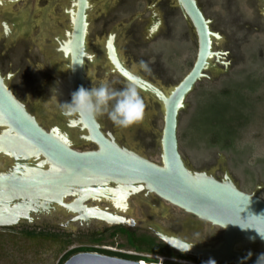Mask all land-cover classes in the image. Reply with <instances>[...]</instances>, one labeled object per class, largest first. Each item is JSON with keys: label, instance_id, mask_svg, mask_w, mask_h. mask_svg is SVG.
<instances>
[{"label": "water", "instance_id": "obj_1", "mask_svg": "<svg viewBox=\"0 0 264 264\" xmlns=\"http://www.w3.org/2000/svg\"><path fill=\"white\" fill-rule=\"evenodd\" d=\"M87 1L75 0L72 30L64 49L70 61L72 96L80 87L88 89L83 76ZM177 2L194 28L197 53L190 71L168 91L130 72L112 50L109 52L114 70L162 110L163 127L156 141L160 148L159 164L126 148L114 137L105 134L95 117L82 118L79 112L78 120L87 132L86 139L96 148L89 151L74 150L69 143L77 139L69 137V142L64 132L59 131L60 136L44 130L0 74V126L5 128L0 136V153L10 156L14 162L7 174L0 173L1 228L18 225L21 219L27 218L21 213L27 214L39 201L44 205L55 203L69 209L62 202L66 196L79 195L81 200L110 198L120 207H126L125 200L109 195L108 184L113 183L127 190L143 188L184 213L221 230L216 244L203 247L167 234L157 226L145 225L176 253L221 264H264V200L255 193L241 191L226 172L220 179L204 171L190 169L178 151L179 112L184 109L185 99L195 84L210 68V60L218 57V53L213 52L211 47L212 38H217V35L210 30L196 1ZM23 3L10 5L8 12ZM56 76L65 80L67 70L59 71ZM57 84L61 85L59 81ZM62 88L60 93L66 96L69 91L67 84L63 83ZM60 93L55 97L63 106ZM48 125L49 128L53 127ZM36 166L39 168H34ZM19 199H27V202L22 205ZM81 200L78 204H81ZM74 207L77 209V205ZM45 216L50 221L48 215ZM97 219L112 225L129 224L125 218L108 213L98 215ZM251 245H256L259 253L246 250ZM64 264L140 262L80 252L69 257Z\"/></svg>", "mask_w": 264, "mask_h": 264}, {"label": "rangeland", "instance_id": "obj_2", "mask_svg": "<svg viewBox=\"0 0 264 264\" xmlns=\"http://www.w3.org/2000/svg\"><path fill=\"white\" fill-rule=\"evenodd\" d=\"M60 1L52 10L54 12V14L51 13L53 18L57 17L58 19L64 9L70 8L72 5V0ZM97 1L91 0L92 6ZM200 1L203 3L211 1V5L205 6L204 12L210 21L212 32L217 35V39H212V51L218 53L219 56L210 60V68L205 70V76L195 84L194 89L185 99L184 109L179 112L178 151L190 169L201 170L220 179L226 172L241 191L255 193L264 200V31L249 30L248 26L246 29L242 24L243 21L250 24L257 22L264 29V0ZM49 2L50 0H37L36 5L42 12L34 15L35 21L41 17L44 7H47ZM157 3L161 4L162 2L152 0L154 9H156ZM228 6L229 8H227ZM24 10L23 3L9 13L14 17L17 15L25 16L26 14L22 13ZM142 10V6H138L139 14L148 15ZM104 11L108 13L109 7H104ZM93 13L96 15L99 11L93 7L91 15ZM232 17H239L237 19L241 28L232 23ZM46 22L50 23L48 17ZM55 24L57 28H52V35L65 37L66 28L69 29V21L66 18H61V20H56ZM91 25L89 29L92 28L93 25ZM45 32H47L46 27L40 28L33 25V27L23 30V34L18 35L20 40H26L25 46L21 45V48L29 46L27 47L29 54L36 57V59H31L29 66L25 62V68L30 70L39 68L53 74L55 72L56 75L59 71L65 70L66 67L64 61L57 57L58 53H56L55 48H58V43L52 41V38H46ZM0 42L3 44V50L0 51V54L7 51L11 55L10 58L16 61L19 50V48H14L16 44H13L14 46L12 44L7 45V42L2 41V39ZM90 42L92 45L95 40L90 39ZM152 48L158 53L163 50L160 60L173 72V76L171 81L167 82L156 77L147 76L146 79L168 91L191 67L196 56L197 46L192 42L176 45V43L157 38ZM123 59L129 68L144 76L135 62L129 63L126 58L123 57ZM93 67L92 72L87 66L84 70L85 77L87 81L92 83V87H98L99 82H104L110 89L115 90V84L120 82L119 76L115 73L106 75L96 64ZM10 73L14 75V72L10 71ZM155 105L153 102L150 106L151 109L147 111L146 119L149 122L151 135L144 138L147 144L137 145L138 141L131 137V126V128H121L115 125L111 134L117 142L126 148L134 150L148 160L159 164L160 148L156 141H158V136L163 127V116L160 108ZM38 107L39 104H36L34 108L37 115H39ZM97 116L100 120H103L104 117L107 118L106 115L97 114ZM107 120L111 121L108 118ZM46 124L49 127L48 121ZM218 140H229L231 145L224 146L218 143ZM84 149H88V147H84ZM2 166L3 163L0 162V167ZM130 205L131 217H134L135 206ZM135 215L137 217H134L135 219H139V222L142 221V223L140 222L141 225H154L165 232L171 225L158 213L155 215L152 213L149 217L145 216V219L141 218L139 214ZM166 216H176L192 222L198 220L170 204ZM198 221V228L184 229L185 227H183L177 232L181 235L179 236L197 246L207 247L211 243L216 244L221 230L206 222ZM20 229L22 228L18 226L9 230L0 229V264H64L68 259L66 255L78 247L91 245L85 237L66 238L58 236V233L29 235L21 232ZM138 233L142 232L139 231ZM120 241L116 239V242L119 243ZM156 243L166 246L158 239ZM121 250L133 252L132 248L123 247ZM75 254L77 252L71 256ZM140 256L147 257L152 261H157L158 258L156 257H161L164 259V264H213L211 261L194 257L192 258L198 261L175 256L163 257L145 251H142ZM128 260L137 261L135 258Z\"/></svg>", "mask_w": 264, "mask_h": 264}, {"label": "flooded vegetation", "instance_id": "obj_3", "mask_svg": "<svg viewBox=\"0 0 264 264\" xmlns=\"http://www.w3.org/2000/svg\"><path fill=\"white\" fill-rule=\"evenodd\" d=\"M160 1L162 3H157L155 5L156 9H154L152 0H98L94 6H92L91 0H88L85 30L86 59L84 70L87 66L92 72L94 68L93 65L96 64L106 75L115 73L119 76L120 82L115 84V90L126 87L129 83L114 70L111 63L109 52L112 50L124 67L130 72L144 79L149 76L152 78H160L165 80V82L171 81L173 72L160 60L163 50L160 49L161 51L159 53L157 51L155 52L152 48L153 43L157 38H162L164 41L173 42L176 43V45L192 42L197 46V38L191 22L184 15L177 0ZM195 1L205 19L208 21L211 30L210 21L204 12L206 9L205 6L211 5V1L206 3L200 0ZM18 2H24L25 10L22 11V13L24 12L26 14L25 16L17 15L14 17L8 12L9 6L17 4ZM36 2L37 0H0V39L7 42V45L16 44L14 48H19L17 58L15 57L16 61L10 58L11 55H9L7 51L0 54V74L16 98L23 104L29 114L35 117L44 130L47 132L53 131L54 133H58L59 131L64 132V136L69 142V137L76 138V142L73 141L69 143L74 150H94L96 148L95 145L86 139L87 132L79 123L77 112L73 111L72 106H70L72 103V86L69 83L70 61L66 59L64 45L66 46L72 30V19L74 15H72L71 12L75 5V0H72L71 7L65 8L58 19L57 17H52V14H54L52 10L61 1L50 0L47 4L48 6L44 7V12L41 17L35 21L34 15L38 12H42L36 5ZM138 6H142V11L148 15L142 16L139 14L137 11ZM93 7L99 11L96 15L94 13L91 15ZM104 7H109L108 13L104 11ZM227 8H229V6ZM228 12L231 14L230 11ZM18 14H21V12H18ZM47 17L50 23L46 22ZM61 18H66L69 21V29L66 28L65 37L59 35L54 37L51 30L52 28H57L55 22L56 20H61ZM237 18L239 19V17ZM237 18L232 17L231 21L234 25L241 28ZM95 23L96 25H94ZM90 24L93 25H91V29H89ZM242 24L246 29L248 26L249 30L264 31L257 22H251L250 24L247 21H243ZM33 25L40 28L46 27L47 32L44 33V36L46 38H52V41L58 43V48H55V51L58 53L57 57L64 61L67 70L65 80L60 76H56L55 72L53 74L50 71L47 72L39 68H36V70L25 68V64L27 63L28 66L31 65V59H36V57H32L29 54V48H27L29 46L23 49L21 48V45H23V47L25 46L26 40H20L18 35L23 34V30L31 26L33 27ZM90 39L95 40V43L91 45ZM212 39H215V37ZM0 43V51L2 52L3 44L2 42ZM7 45L4 46L6 47ZM89 45H91V47H89ZM60 51L61 53H59ZM123 57L126 58L129 63L135 62L141 70L140 72H142L145 77L129 68L124 62ZM141 61H143V64ZM194 61L187 73L192 68ZM10 71L14 72V75H11ZM185 75H183V77ZM83 76L86 79L84 72ZM58 81L61 84L60 86L57 84ZM63 83L67 84V90H69L66 95L67 97L60 93L63 90ZM100 83L102 82H99L98 85H100ZM87 86L88 89H90L92 83L87 81ZM57 93L61 94V99H63L64 102L63 106L56 101L55 95ZM139 95L144 103L143 118L138 123L132 125V128L130 127V133L131 137L138 141L137 145H144L147 144L144 138L150 136L149 122L146 118L147 111L151 109L150 106L153 101L144 98L140 93ZM36 100H39V102L35 103ZM36 104H39L37 108L39 115L34 112ZM95 118L105 134L107 133L112 136L111 131L115 127L113 122L108 121L106 117L100 120L96 115ZM47 120L53 127L49 128L47 126ZM4 130L5 128L0 126V136L3 134ZM58 134L60 135V133ZM84 147H88V149H84ZM0 162L3 163V166L0 167V173L6 174L14 164L13 159L10 156H5L4 153H0ZM34 168L38 169L39 166ZM108 187L110 188L109 195L111 197L118 196L125 200L127 202L126 207H120L119 204L115 203L113 199L110 200V198H103L101 200L89 198L81 200L82 198L79 195L66 196L62 199V202L69 209L60 207L55 203L44 205L42 201H39L27 212V214L21 213L27 215V218L21 219L16 226L22 228L20 229L21 232L28 234L45 233L53 235L58 233V236L60 235L66 238L85 237L87 238L86 241L91 245L78 247L77 249L118 259L124 258L125 260L140 257L142 251L137 250L136 247L138 243L142 244L145 240L150 241L152 239H158L145 227L146 224L141 225L142 221H140V223L138 221L139 219H135L137 218L135 214H139L141 218L143 217L145 219V216L149 217L152 213L153 215L158 213L171 224L166 231L167 234L179 238H181V235L177 232H179L181 228L185 227L184 229H188L192 227L196 229L199 227V221L192 222L176 216H166L169 204L143 188L134 187L131 190H127L113 183L108 184ZM80 200L81 204H78ZM18 202L23 205L27 202V199H25V201L19 199ZM129 203L135 206L133 213L135 218L131 217L132 211ZM75 205H77V209H75ZM72 208H74L75 211ZM105 213L123 217L129 224L112 225L97 219L98 215ZM45 215H48L50 221L46 219ZM40 216L42 218H39ZM13 227L15 226L0 227V229L9 230ZM139 231L142 233H138ZM116 239L121 241L118 243ZM132 242L134 245H131ZM123 247L126 249L132 248L133 252L125 251V253L121 250ZM246 250L255 254L259 253L256 245L247 246ZM213 264L221 263L213 262Z\"/></svg>", "mask_w": 264, "mask_h": 264}, {"label": "clouds", "instance_id": "obj_4", "mask_svg": "<svg viewBox=\"0 0 264 264\" xmlns=\"http://www.w3.org/2000/svg\"><path fill=\"white\" fill-rule=\"evenodd\" d=\"M70 106L82 118L94 119L97 114L106 115L114 125L121 128L138 123L144 113L143 100L132 83L120 90L110 89L104 82L91 89L80 87L73 93ZM150 263H158V260Z\"/></svg>", "mask_w": 264, "mask_h": 264}, {"label": "trees", "instance_id": "obj_5", "mask_svg": "<svg viewBox=\"0 0 264 264\" xmlns=\"http://www.w3.org/2000/svg\"><path fill=\"white\" fill-rule=\"evenodd\" d=\"M229 141V140H228ZM228 141H220L218 140V143L223 144L224 146H229L231 145L230 142ZM33 233H30L29 235H32ZM41 234V233H40ZM155 239H152L150 241L145 240L142 242V244L138 243V246L136 247L137 250L139 251H145V252H149L150 254H157L159 256H163V257H167V256H175V257H180V258H185V259H193L195 261H198L197 259H194L192 257H188V256H184V255H180L178 253L173 252L172 250H169L166 246H164L163 244L158 245ZM131 245H134L133 242L131 243ZM74 252H84L82 249H75L73 252L69 253L67 256V258H69ZM137 261H145V262H156V261H152L151 259L149 260L147 257H136L135 258ZM66 260V259H65ZM168 264V263H167Z\"/></svg>", "mask_w": 264, "mask_h": 264}, {"label": "bare ground", "instance_id": "obj_6", "mask_svg": "<svg viewBox=\"0 0 264 264\" xmlns=\"http://www.w3.org/2000/svg\"><path fill=\"white\" fill-rule=\"evenodd\" d=\"M74 10H75V5H74V7H73V9H72V15H74ZM73 20V19H72ZM64 47H66L65 45H64ZM211 47H212V45H211ZM67 59V58H66ZM161 113H162V110H161ZM140 264H153V263H147V262H143V261H141L140 262Z\"/></svg>", "mask_w": 264, "mask_h": 264}, {"label": "built area", "instance_id": "obj_7", "mask_svg": "<svg viewBox=\"0 0 264 264\" xmlns=\"http://www.w3.org/2000/svg\"><path fill=\"white\" fill-rule=\"evenodd\" d=\"M156 258H158V264H162V262H164L163 258H161V257H156Z\"/></svg>", "mask_w": 264, "mask_h": 264}]
</instances>
